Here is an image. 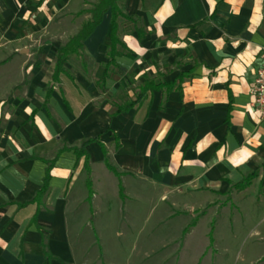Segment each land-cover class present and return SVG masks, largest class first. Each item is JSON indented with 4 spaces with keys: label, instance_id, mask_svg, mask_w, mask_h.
Here are the masks:
<instances>
[{
    "label": "crops",
    "instance_id": "0c3cea01",
    "mask_svg": "<svg viewBox=\"0 0 264 264\" xmlns=\"http://www.w3.org/2000/svg\"><path fill=\"white\" fill-rule=\"evenodd\" d=\"M47 1L1 2L35 17ZM122 10L138 20L144 35L139 37L133 22L120 21L119 37L130 53L115 58L104 82L110 13L85 41L82 55L71 57L85 55L89 73L73 75L66 66L70 58L65 73L54 79L63 45L56 50L49 86L40 60L21 66L23 80L16 62L11 65L18 76L0 79V96L7 86L16 90L9 105L0 107V264H70L66 190L85 174V159L72 149L88 140L99 141L87 146L94 198L95 165L104 167L105 176L114 175L105 165V149L110 164L123 174L125 195L126 180L149 183L163 197L178 195L183 198L178 206L213 204L216 194L234 191L264 222V108L253 107L250 96L262 64L264 0H124ZM14 16L3 14L0 35L12 33ZM9 62L0 61V67ZM183 73L188 77L181 90L149 92L141 104L115 115L120 105L136 100L147 79L175 82ZM63 76L77 96L55 88ZM125 80L130 99L114 106L111 100ZM51 161L50 189L38 211L37 204L27 203L41 188ZM251 175L247 188L234 189ZM189 197L197 200L191 203Z\"/></svg>",
    "mask_w": 264,
    "mask_h": 264
},
{
    "label": "rangeland",
    "instance_id": "374dc122",
    "mask_svg": "<svg viewBox=\"0 0 264 264\" xmlns=\"http://www.w3.org/2000/svg\"><path fill=\"white\" fill-rule=\"evenodd\" d=\"M1 1L0 21L5 13L18 17L12 33L0 35V61L10 58L7 66L18 63L19 78L23 80L21 66L40 60L41 77L49 86L53 82L56 50L67 44L88 18L77 14L91 8L96 0H49L35 12V17L26 9L25 13L21 10L15 13L13 4ZM7 66L0 67V79L10 74L17 77V66L11 65L10 73ZM66 66L73 75L83 74V71L87 74L90 70L85 55L83 59L71 58ZM30 78L28 75V81ZM88 83L87 87H92L91 81ZM59 87L77 96V89L64 76L55 85ZM130 87L128 81L120 82L111 103L116 106L128 101L126 88ZM7 88L0 96L3 108L16 92ZM132 92L135 94L134 90ZM102 168L97 165L94 168L96 196L92 200L88 199V190L86 195V172L77 179L72 191L66 190L71 203L66 217L71 242L70 264H264L262 216L252 211L251 206L242 205L239 193L216 194L213 204L178 206L183 199L178 195L163 197L162 191L149 183L126 180L128 198L122 201L117 178L109 172L105 176ZM189 199L193 203L197 197ZM193 223L196 226L184 237V230ZM254 231L259 234H252Z\"/></svg>",
    "mask_w": 264,
    "mask_h": 264
},
{
    "label": "trees",
    "instance_id": "16d2710c",
    "mask_svg": "<svg viewBox=\"0 0 264 264\" xmlns=\"http://www.w3.org/2000/svg\"><path fill=\"white\" fill-rule=\"evenodd\" d=\"M124 0H98L96 3L91 5V8L81 10L77 15L78 16H88V19L83 21L78 33L73 36L67 44L57 50V61H56V68L54 73V79H58V77L65 73L64 64L72 57V56H81L82 50L85 41L92 35L94 30L99 26L102 22L103 16L106 13L111 14V35H110V45H109V62L106 65V73L105 77L102 82L105 81L106 78L109 77L110 68L115 65V58L117 56H122L125 54H129V50L127 49L126 45L120 40L119 37V23L121 20L133 22L137 28V32L139 37H143L144 32L143 30L138 28V20L135 17L126 15L122 10V3ZM188 77V74H181L175 82H159L155 80L147 79L140 89V93L138 94L135 101H129L117 108L116 114L128 111L129 109L141 104V102L146 98L149 92L155 90L165 89L167 92L172 91L173 89L181 90L182 83L184 78ZM50 90L48 92V97H50ZM93 142H99L98 139L95 140H88L82 143L80 147L73 148L72 150L75 152L78 159L84 158V170L87 174L86 178V187L88 190V199L89 201L92 200L94 196L93 192V183L91 178V167H90V156L87 150V146ZM118 148V145H117ZM68 150L67 148L62 149L59 154ZM105 153V165L107 169L112 172L118 179H119V195L122 201L126 200V195L124 191V187L121 183V177L123 174L119 173L118 170L113 167L109 159L107 157V152L104 149ZM58 154V155H59ZM58 158V156H57ZM54 162H47V168L45 172V177L43 180V184L41 188L35 193L33 199L27 204H37L38 211L44 204V199L47 196L50 186L51 180V171L54 168ZM253 175L249 176L248 178L244 179L242 182L234 186V189L237 191H242L247 188L251 180L253 179ZM22 207V205H20ZM92 213V212H91ZM93 222V219H91ZM196 226V223L191 224L184 230V237L188 235L193 227ZM41 230L40 228H38ZM214 228L210 233V241L211 244L214 242L213 233ZM44 246V245H43ZM45 255L49 257V254L45 250Z\"/></svg>",
    "mask_w": 264,
    "mask_h": 264
},
{
    "label": "built area",
    "instance_id": "2783aa9c",
    "mask_svg": "<svg viewBox=\"0 0 264 264\" xmlns=\"http://www.w3.org/2000/svg\"><path fill=\"white\" fill-rule=\"evenodd\" d=\"M262 64L257 71L254 84L250 89V96L252 98V106L255 108H264V46L261 48Z\"/></svg>",
    "mask_w": 264,
    "mask_h": 264
}]
</instances>
